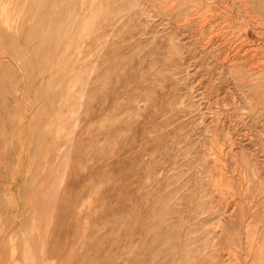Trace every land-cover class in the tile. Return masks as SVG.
<instances>
[{"label":"rangeland","instance_id":"374dc122","mask_svg":"<svg viewBox=\"0 0 264 264\" xmlns=\"http://www.w3.org/2000/svg\"><path fill=\"white\" fill-rule=\"evenodd\" d=\"M0 264H264V0H0Z\"/></svg>","mask_w":264,"mask_h":264},{"label":"bare ground","instance_id":"6f19581e","mask_svg":"<svg viewBox=\"0 0 264 264\" xmlns=\"http://www.w3.org/2000/svg\"><path fill=\"white\" fill-rule=\"evenodd\" d=\"M233 60V59H232ZM252 72V71H251Z\"/></svg>","mask_w":264,"mask_h":264}]
</instances>
